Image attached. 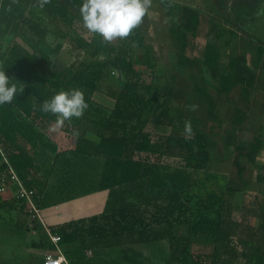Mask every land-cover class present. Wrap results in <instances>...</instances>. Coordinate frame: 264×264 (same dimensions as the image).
<instances>
[{"label":"trees","instance_id":"trees-1","mask_svg":"<svg viewBox=\"0 0 264 264\" xmlns=\"http://www.w3.org/2000/svg\"><path fill=\"white\" fill-rule=\"evenodd\" d=\"M82 2L49 0L41 8L40 0H0L2 21L17 14L22 17L23 8L28 6L51 19L75 21L77 27L69 49L74 61L66 69L57 68L43 50L27 52L18 44L0 55V68L23 88L11 104L0 106V145L22 185L27 190L37 189L41 196L39 206L43 208L109 190L102 211L57 224L51 232L60 236V244L78 242L96 249L167 240L165 264H264V218L258 226L238 221L221 194L208 192L193 199L189 193L190 171L207 168L210 142L181 114L171 115L170 102L177 93L168 84L159 86L148 80L155 65L148 64L145 70L135 67L132 45H143L141 29L137 26L128 37L117 38L115 45L102 43L111 54L105 61L89 63L80 59L79 52L91 44L82 37ZM176 9L178 29L169 31L179 37L180 51L196 47L211 78L219 80L218 93L238 85L242 94L251 88L254 73L247 58L232 56L229 73L220 75L217 49L210 42L199 45L195 41L201 20L199 9L190 5ZM166 11L172 13L173 7ZM23 19L39 40L50 32L38 22ZM5 30L0 29V33ZM91 40L97 42L95 38ZM61 48L60 43L56 44L52 54ZM91 49V55H96L99 47L94 45ZM261 51L262 47H258V55ZM113 70L122 75L123 81L119 80L120 88L108 95L114 104L107 108L96 103L92 93L104 75ZM69 89L81 90L88 108L80 118H72L62 126L67 135L74 137V147L59 151L57 144L45 135L48 124L55 122L56 117L43 113L40 106L57 92ZM202 96L207 101V114L214 117L213 99L206 91ZM236 112L240 113L238 109ZM163 126L170 127V133L153 132ZM86 133L95 135L98 142L90 141ZM175 147L182 154L181 164L172 171L158 173L159 157L176 154ZM263 147L260 136L236 140L233 164L238 176L245 170L242 161H252ZM151 155H157V161L151 162ZM116 186H121V191H116ZM127 186L144 188L134 201H127L123 195ZM4 208L5 201L0 199V212ZM178 226H184V234L175 233ZM199 236L213 242L210 251H194L193 238Z\"/></svg>","mask_w":264,"mask_h":264},{"label":"rangeland","instance_id":"rangeland-1","mask_svg":"<svg viewBox=\"0 0 264 264\" xmlns=\"http://www.w3.org/2000/svg\"><path fill=\"white\" fill-rule=\"evenodd\" d=\"M209 3L210 8L199 9L201 20L194 35L195 41L199 45L210 42L217 49L220 75L229 73L228 60L232 56L244 55L247 58L254 73V83L244 94L241 93L240 85L226 93H218L219 80L211 78L196 47H187L183 51L178 49L179 37L171 35L169 29H178L179 12L176 7L186 5L179 0H152L151 7L138 25L144 43L141 46L132 45L131 58L138 69L145 70L148 64L155 65L154 73L148 80L159 86L168 84L177 93L176 98L170 102L171 115L181 114L209 139L210 161L207 168L190 171L188 176L192 198L208 192L221 194L230 204L231 215L235 220L258 226L264 218V147L252 161H242L245 167L242 176H238L233 158L234 144L238 138L252 139L260 136L264 140V0H210ZM168 7H173L170 14L166 11ZM23 9L22 17L17 14L3 21L0 17V29H6L0 33V55H4L11 45L18 44L27 52L43 50L57 68L66 69L74 61L69 49L72 47L71 39L76 37L75 21L51 19L39 9L29 10L28 6ZM23 17L49 28L50 32L44 40L31 34ZM82 37L92 45L79 52L81 60L93 63L111 57L102 43L115 45L117 38L105 42L100 36L86 30ZM91 38L97 39V42ZM58 43L62 48L57 54H52V49ZM94 45L99 50L96 55H91ZM258 47H262L260 55ZM119 80L123 81V77L117 71L106 73L99 81L97 91L92 93V99L104 107L112 108L113 99L108 95L120 88ZM204 91L214 101V117L207 114V101L202 96ZM237 109L240 113L236 112ZM170 131L167 126L153 130L160 134H168ZM45 135L57 144L59 151L74 147V137L67 135L62 127L57 128L55 122L48 124ZM86 137L98 142V138L93 135L86 134ZM0 149L4 153L1 145ZM173 151L176 154H163L158 161L157 155L150 156L151 162L157 161L158 173L172 171L181 164V152L176 147ZM7 167L4 160L0 159V184L4 187L3 191L0 190V199L5 201L0 219L12 226L19 215V227L36 230L39 241L34 242V245L39 249L37 255L41 259L43 251L51 248L38 223L37 212L42 208L39 206L41 196L34 189L30 200L35 211L28 199L19 196L16 185L7 178ZM120 187L114 189L121 191ZM124 188L125 199L134 201L135 195L144 186ZM175 233L184 234V226H178ZM193 244L194 251H210L213 247V242L204 236L194 237ZM63 249L66 256H70L77 264H165L169 252L167 240L115 246L98 255L92 252V256L84 255V252L94 250L92 247L79 245L65 246Z\"/></svg>","mask_w":264,"mask_h":264},{"label":"clouds","instance_id":"clouds-1","mask_svg":"<svg viewBox=\"0 0 264 264\" xmlns=\"http://www.w3.org/2000/svg\"><path fill=\"white\" fill-rule=\"evenodd\" d=\"M49 0H40L42 8ZM152 0H83L79 15L83 29L100 36L105 42L126 38L141 23ZM23 88L12 82L5 69L0 68V106L11 104ZM88 108L79 89L59 91L42 102L40 110L56 117L55 126L61 128L72 118H80Z\"/></svg>","mask_w":264,"mask_h":264},{"label":"crops","instance_id":"crops-1","mask_svg":"<svg viewBox=\"0 0 264 264\" xmlns=\"http://www.w3.org/2000/svg\"><path fill=\"white\" fill-rule=\"evenodd\" d=\"M179 1L181 4L184 3L200 10L210 8V0H193V2H186L183 0ZM111 102V104L113 105L114 101L112 100ZM86 134L93 135L91 133ZM93 136L96 137L95 135ZM108 199L109 191L102 190L93 192L85 196H81L73 201L58 203L49 207L40 208L38 213V223L42 228L44 238L49 240L51 244L50 249H46L43 251L41 259L37 255L39 249L34 245V242L39 241V235L36 230H24L19 227L21 222L19 215H17V221H14V223H12V226L11 224L9 225V222H6V220L0 219V264H42L44 255L47 252H54V246L51 243L49 236V234L52 233L50 230L51 227L71 219L99 213L100 211H102ZM79 245L80 244L78 242L70 244H59V248L61 249L65 257L66 262L64 264L77 263H75V261L70 256H66L63 247H74ZM108 249L110 248H94V250L92 249L93 251L91 249L89 250L91 254H87L88 251H86L84 252V255L92 256V252L98 255L99 252Z\"/></svg>","mask_w":264,"mask_h":264},{"label":"built area","instance_id":"built-area-1","mask_svg":"<svg viewBox=\"0 0 264 264\" xmlns=\"http://www.w3.org/2000/svg\"><path fill=\"white\" fill-rule=\"evenodd\" d=\"M0 159L4 160L5 164L8 166L7 171H6L7 172L6 173L7 178L9 180H11L16 185L17 190L19 192V196L22 198L28 199V201L31 203L33 209L36 211V209L34 208L32 202L30 200V197L31 198L33 197L34 189L27 190L22 185L21 180L18 178L16 172L8 163L5 154L2 152L1 149H0ZM0 190L1 191L4 190V187L2 186V184H0ZM37 215H38V212H37ZM49 236H50V241L54 246V252H47L43 257L42 264H64L66 262L65 257H64L63 252L59 248L60 236L58 234H54V233L49 234ZM87 254H91V252L88 251Z\"/></svg>","mask_w":264,"mask_h":264}]
</instances>
